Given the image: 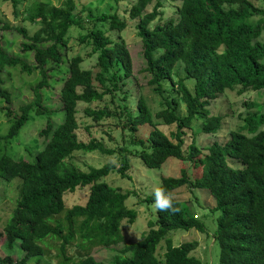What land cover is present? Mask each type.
<instances>
[{"label":"trees","instance_id":"obj_1","mask_svg":"<svg viewBox=\"0 0 264 264\" xmlns=\"http://www.w3.org/2000/svg\"><path fill=\"white\" fill-rule=\"evenodd\" d=\"M151 1L134 0L127 15L130 19L138 18L135 26L145 61L143 70L149 74L147 83L163 104L154 116L163 124L175 125V130L170 132L174 141L152 121L142 96L136 98L134 114L125 104L118 111L115 107L113 110L85 107L83 113L94 121L123 115L125 120L120 128L130 133V144L140 147L137 157L149 168H159L167 157L190 161L199 167V174L192 181L180 167L178 176L160 177L156 188H163L170 195L172 190L188 183L192 188L206 189L214 200L212 209L219 212L212 232L218 244L217 264H264V128H260L264 114L261 110L248 113L240 126L228 131L227 139L221 144L213 141L201 148L191 139L186 153L182 149L184 129H189L194 120H199L202 133L218 132L223 116L211 113L208 105L225 90H235L236 94L248 88L264 90V43L257 40L264 32V0H171L178 1L176 17L150 26L162 6V0H154L151 10L143 13ZM254 1H260L263 7ZM26 13L25 18L31 23L41 25L47 17L49 20L46 35H29L25 28H16L24 39L20 43L21 51L32 52V64L7 54L0 46V70L17 66L26 74L33 70L37 73L35 85L30 89L31 99L18 105L14 113L6 108L9 126L0 136L4 142L0 151V178L8 183L18 179L17 194L0 227V237L3 236V248L8 253L15 244L20 252L16 257L0 254V264H28L33 256L36 260H54V264H204L190 253L196 242L171 243L168 235L175 229H203V224L188 213L183 202L172 195L173 206L178 211L173 214L155 209L154 220L147 221L142 236L124 244L110 262L97 261L87 252L69 253L72 246L87 251L95 246L119 243L123 238L120 222L123 219L133 222L136 217L135 210L124 203L131 192H121L103 180L113 171L124 174L128 167L125 157L120 168L106 162L82 171L65 163L76 151H96L102 155L128 153L124 147H105L94 139L78 141L75 134L77 102L91 103L106 93L112 96V92L121 90L118 82L131 74L124 42L111 40L101 28L106 22L107 29L121 31L125 21L116 13L88 12L89 22L84 27L71 9L50 7L40 1L31 3ZM72 26L84 30L78 41L90 44L96 53L94 73L80 68V56L66 58L63 54L66 33ZM177 62L182 66L183 76L174 79L173 67ZM107 71L110 74L106 78L103 73ZM55 74H60L59 78ZM188 80H192L191 90L185 84ZM165 82L168 90L163 86ZM56 83H60L56 89L59 106L50 108L46 101ZM125 98L123 95L122 100ZM0 101L10 102V92L3 87L1 78ZM179 102L185 107L183 115L176 113ZM33 116L44 118L37 132L43 144L32 161H24L6 151L5 144ZM143 124L150 126L146 138H135L134 133ZM227 158L237 160L240 166H230ZM82 186H87L88 191L84 204L65 208L64 193ZM153 193L143 196L141 201L154 204ZM77 218L80 221L76 225ZM49 241L53 251L47 249ZM161 242L164 248L157 254Z\"/></svg>","mask_w":264,"mask_h":264},{"label":"rangeland","instance_id":"obj_2","mask_svg":"<svg viewBox=\"0 0 264 264\" xmlns=\"http://www.w3.org/2000/svg\"><path fill=\"white\" fill-rule=\"evenodd\" d=\"M12 4L11 0H0V46L9 55L21 57L28 64H32V52L23 53L20 48V43L24 40L16 30L18 27H23L29 35L39 33L46 35L49 17L45 19L41 25L39 23H31L26 16V11L30 8L34 1L45 2L47 6L55 8H68L74 14L76 20L81 25H88V12L93 15L100 13H116L119 18L125 21V27L121 31L115 29H107L106 22L102 23L101 28L104 29V34L111 40H122L129 53L131 61V74L118 82L121 90L112 92V96L106 93L100 100L91 103L77 102L75 109V119L77 128L75 129L76 138L78 141L86 142L89 139H94L103 143L105 147L117 149L124 147L128 153H116L114 155H102L96 151L92 152H73V154L65 159V163L76 167L79 170L85 171L88 166L98 167L106 162L113 163L116 167L121 166V160L125 157L128 161V167L120 172H110L103 180L118 188L119 191H130L131 194L125 199V206L132 208L136 212V217L133 222L122 220L120 222V231L122 241L109 247L95 246L85 251L76 246L69 249L71 254L89 253L95 260L101 262H110L113 255L116 254L124 244L138 240L147 230V221L154 220L155 207L154 204H146L141 201V198L156 189L159 184L160 177L178 176L180 167L185 169L189 181H192L199 174V167H196L190 161H181L174 157H167L159 168H149L141 162L137 157V151L140 149L137 145L130 144V133L127 130H122L120 124L125 120L123 115L118 117H103L98 121L87 117L83 113L85 107L103 108L118 111L120 105L125 104L131 114L135 113V102L138 96H142L150 110L152 121L156 126L172 141L170 132L175 130V125L163 124L160 119L154 116V113L163 108L161 97L152 89V85L147 83L149 74L143 70L145 61L142 57V46L139 37L136 35L135 24L138 18H128L127 9L134 0H15ZM154 0L149 2L143 13L151 10ZM257 6L263 7L260 1H254ZM178 1L162 0V6L159 8V14L155 20L150 23V26L162 24L168 18L176 17L174 10ZM99 25V23H97ZM100 26V25H99ZM83 34L84 30L77 26H72L66 33V45L63 48V54L66 58L78 55L81 57L79 63L80 68L90 69L93 73L97 70L94 67L96 53L92 52L90 44H83L78 41L79 34ZM257 40L264 43V32H262ZM44 46V45H42ZM264 61V59L262 60ZM174 79L183 76L182 66L177 62L173 67ZM106 78L110 72L103 73ZM121 74V72H120ZM60 74H55V78H59ZM0 78L3 81V87L10 92V102L0 101V136L4 135L8 126L9 120L6 118V108L13 113L16 112L17 106L29 101L32 97L31 87L35 85L37 73L33 70L30 74L21 72L16 67H5L0 70ZM109 80L106 79V85L109 86ZM187 88L191 90L192 80L185 83ZM55 88L50 93V98L46 103L50 104V108L59 106L56 97V89L60 83H56ZM95 86H99L95 84ZM163 86L169 89L167 82ZM80 88L77 87V91ZM173 94V92H171ZM167 92H164L166 95ZM126 98L122 100V96ZM111 99V101H110ZM208 108L211 113L220 114L223 116L220 129L215 135L204 134L200 131L199 120H194L189 129H184L182 149L186 153L187 144L194 140L195 144L201 148L207 147L211 142L217 141L223 143L228 137V131L235 129L243 123V118L248 113H253L258 110L264 114V90L245 89L241 94H236L235 90H225L217 99L210 102ZM178 115L185 113L184 105L179 102L176 110ZM60 114H58L59 116ZM55 117V115H54ZM44 118L32 117L24 127L19 130L18 135L5 144L6 151L13 154L14 157L24 161H32L34 153L42 146V138L37 135L38 130L43 126ZM264 128V122L260 126ZM150 126L143 124L137 128L134 133L135 138L145 139ZM4 142L0 140V151L3 150ZM232 167L240 166L237 160L232 158L226 159ZM17 178H14L10 183L0 178V227L8 217L12 209L14 199L17 194L16 184ZM87 186H82L74 189L72 192H66L63 195L64 207L68 208L73 204H84L87 196ZM174 199L183 202L188 213L193 214L197 220L203 224L202 231L195 228L188 230L175 229L168 236L171 239L172 245H177L180 242L194 241L195 248L190 252L192 255L199 258L204 264H217L218 261V244L212 238V232L215 228L216 218L219 215L217 210L212 209L214 206L213 198L208 194L206 189L192 188L189 183L184 184L171 191ZM80 221L76 219V225ZM94 222L90 224L93 225ZM55 243V242H54ZM4 238L0 237V254L8 253L4 248ZM49 251L52 249V241H49ZM164 248L163 242L157 248V254H160ZM12 257L20 254L16 244L13 251L9 252ZM28 264H54V260H36L35 256L28 259Z\"/></svg>","mask_w":264,"mask_h":264},{"label":"clouds","instance_id":"obj_3","mask_svg":"<svg viewBox=\"0 0 264 264\" xmlns=\"http://www.w3.org/2000/svg\"><path fill=\"white\" fill-rule=\"evenodd\" d=\"M154 207L157 211H166L176 213L177 208L173 206V198L170 194H166L163 188H156L154 190Z\"/></svg>","mask_w":264,"mask_h":264}]
</instances>
